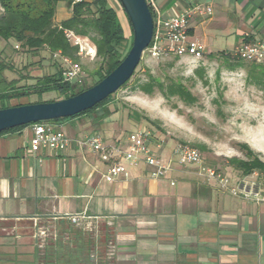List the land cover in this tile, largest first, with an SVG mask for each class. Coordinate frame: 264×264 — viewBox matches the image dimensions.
<instances>
[{"label":"crops","instance_id":"0c3cea01","mask_svg":"<svg viewBox=\"0 0 264 264\" xmlns=\"http://www.w3.org/2000/svg\"><path fill=\"white\" fill-rule=\"evenodd\" d=\"M148 1L158 19L195 5L211 7V16L189 21L192 38L212 25L225 28L222 36L239 38L235 46L246 38L264 40V0ZM49 126L72 140L66 151L35 155L33 126L0 134V247L14 234L22 249L35 248L39 224L55 236L49 247L57 248L60 239L76 248L75 231H84L62 217L86 214L110 230L111 264H264V202L223 192L199 175L198 166L176 165L166 179L157 180L141 164L128 177L108 183L107 165L76 143L97 135L87 131L83 116ZM118 131L107 128L104 142L125 147L129 135ZM160 155L168 159L171 153ZM89 248L91 257L97 254L96 242Z\"/></svg>","mask_w":264,"mask_h":264},{"label":"rangeland","instance_id":"374dc122","mask_svg":"<svg viewBox=\"0 0 264 264\" xmlns=\"http://www.w3.org/2000/svg\"><path fill=\"white\" fill-rule=\"evenodd\" d=\"M112 1L119 12L118 18L127 39L126 48H129L132 37L131 25L119 1ZM70 15L71 10L66 0H63L58 5L55 24H60ZM211 26L205 31L199 29L197 38H194L203 42L207 48L201 61L178 59L170 55L155 58L146 51L129 84L117 91L108 104L83 116L88 123L87 131L96 133L103 139L107 128L112 126L125 136L134 131L146 129L151 133V146L159 154L165 155H170L178 144L195 148L203 146L206 149L201 151L203 165L230 177H245L229 164L231 158L246 159L245 152L237 147L239 143L247 144L264 162L262 76L251 78L250 64L246 63L242 68L230 70L225 65V58L221 56V53L230 52L241 40L234 36L227 38L226 33L222 36L219 33L220 29L225 30V28ZM89 44L95 49L96 54L81 56L79 63L82 72L77 81L84 80L87 85H92L96 80L93 72L98 68L100 59L97 57L96 46L91 40ZM0 60L13 63L16 72H4L1 78L7 82L15 80L17 86H30L35 81L29 79V76L34 78L53 71L51 64L54 60L48 52L41 51L34 54L19 44L6 43L1 38ZM235 63L234 60L229 61L230 65ZM148 74L160 77L164 81L171 78L183 82L196 101L193 104H187L178 97L167 99L159 92L152 96L142 93L138 90V86L147 80ZM57 98L58 95L54 91L42 96L44 101ZM37 100L38 96L34 94L30 96V99L13 100L10 104ZM106 108L112 114L101 117ZM136 115L149 118L154 124L144 119L138 121ZM262 182L264 183L263 175ZM91 237L95 242L99 239L95 236ZM12 241H16L15 237H12ZM1 250H5L8 254V248ZM0 264L9 263L0 259Z\"/></svg>","mask_w":264,"mask_h":264},{"label":"trees","instance_id":"16d2710c","mask_svg":"<svg viewBox=\"0 0 264 264\" xmlns=\"http://www.w3.org/2000/svg\"><path fill=\"white\" fill-rule=\"evenodd\" d=\"M62 1L63 0H0V8L2 9L0 12V38L6 43L19 44L27 51L34 52V54L46 51L50 54L51 58H53V53L61 52L63 56L78 63L81 58L78 47L74 46L65 32H73L76 36L87 38L96 46L97 57L100 59L98 68L93 72V76L96 80L92 85H87L84 80L81 82L65 81L66 69L61 62L53 58L54 61L51 64V68L53 69L52 72L34 78L29 76V79L35 81L32 85L17 86L15 80L7 82L1 78L4 72H16L13 63L0 60V110L29 104L56 102L74 97L103 81L124 61L130 52L133 44V29L131 44L129 48H126L127 39L124 34V28L118 18L117 11L110 6L108 0H82L75 4H73L74 0H66V4L71 10L72 16L62 21L60 24H55L54 20L57 14V8ZM148 4L154 18V23H156V15L153 7L150 3ZM245 41L251 42V39L246 38ZM221 56L225 58V65L230 70L242 68L244 67V63L250 64V77L262 76V85H264V63L254 64L243 62L232 58L229 52H222ZM230 60H234L236 63L230 65ZM136 70L132 77L135 76ZM130 80L120 89L125 88ZM138 90L149 96L159 92L167 99L178 97L187 104H193L196 101L190 89L183 82L171 78L164 81L160 77L152 74H148L147 80L139 84ZM50 91L56 92L58 98L49 101L42 100V96ZM34 94L38 96V100L35 102L17 103L15 105L10 104L13 100L30 99V96ZM112 96L113 95L93 109L73 118L53 120L44 122V124H55L64 122L67 119L70 120L91 114L108 104ZM111 114L112 112L106 108L101 117ZM136 118L138 121L144 119L154 124L149 118H142L139 115H136ZM32 125H26L12 130ZM237 147L245 152L246 159L231 158L229 164L242 176H248L254 172H259L264 176V162L259 156H257L247 144L239 143ZM197 149L200 151L206 150L203 146H198ZM74 235V243L77 244L76 248H72L70 242L60 239L59 241L57 240V248L49 247L52 248L53 253L52 258L48 256L50 264H57L54 260L58 256L64 259L65 264H109L106 257V247L111 240V233L106 226L103 225L99 228L96 237V239L99 238L97 240L98 242L96 241L98 244V252L95 257L89 255V246L95 242L91 237L93 235L85 232L82 233L80 230L75 231Z\"/></svg>","mask_w":264,"mask_h":264},{"label":"built area","instance_id":"2783aa9c","mask_svg":"<svg viewBox=\"0 0 264 264\" xmlns=\"http://www.w3.org/2000/svg\"><path fill=\"white\" fill-rule=\"evenodd\" d=\"M81 1L74 0L73 4ZM148 3L150 2L148 1ZM211 15V7L195 5L189 7L183 13L167 19L156 17L154 36L147 52L155 58L170 55L178 59L201 61L207 48L203 42L190 36L189 21L198 16ZM65 34L74 46L78 47L80 56H94L96 54L95 49L89 44V39L76 36L73 32L66 31ZM229 53L234 59L247 63L262 64L264 63V40L242 42ZM53 58L61 62L66 69L65 81H77L82 72L80 63L63 56L61 52L53 53ZM77 82L81 81L78 80ZM32 126L31 151L35 155L44 150L53 153L64 152L72 143V140L63 131L53 130L48 124L37 123ZM76 143L79 147L89 148L99 155L107 165L104 178L108 183H112L120 177H128L130 169L141 164L150 168L151 177L157 180L166 179L174 171L176 165L198 166L199 175L208 181L216 182L223 192L256 203L264 202L261 173L254 172L245 177L224 175L214 168L203 165L202 152L186 144L175 146L170 157L165 159L151 146V133L146 129L130 133L125 147L107 144L98 135L85 136L77 139ZM62 219L75 227L81 228L85 233L95 236V238L101 226L100 218L90 217L86 214L67 215ZM53 237L55 236L48 227L36 224L35 239L40 243V248L45 247ZM106 257L109 264H111L113 260L111 240L106 247Z\"/></svg>","mask_w":264,"mask_h":264},{"label":"water","instance_id":"95a60500","mask_svg":"<svg viewBox=\"0 0 264 264\" xmlns=\"http://www.w3.org/2000/svg\"><path fill=\"white\" fill-rule=\"evenodd\" d=\"M133 29V44L124 61L103 81L68 99L0 110V133L18 127L73 118L114 95L139 66L154 36V18L147 0H118Z\"/></svg>","mask_w":264,"mask_h":264},{"label":"flooded vegetation","instance_id":"af4514ba","mask_svg":"<svg viewBox=\"0 0 264 264\" xmlns=\"http://www.w3.org/2000/svg\"><path fill=\"white\" fill-rule=\"evenodd\" d=\"M12 237H15L16 241H12ZM39 244L35 240V248L26 251L20 246L17 237L12 234L7 237V240L5 239L4 246L0 247V259H3L5 263L8 261L9 264H50L48 256L52 258V248H49V243L43 248H40ZM2 248H8V254L5 250L2 251ZM54 261L57 264H65L64 259L59 256Z\"/></svg>","mask_w":264,"mask_h":264}]
</instances>
